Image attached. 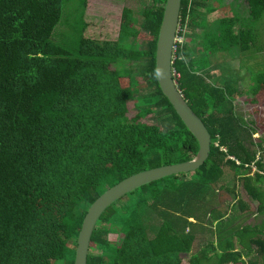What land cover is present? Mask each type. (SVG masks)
<instances>
[{"label":"trees","instance_id":"trees-1","mask_svg":"<svg viewBox=\"0 0 264 264\" xmlns=\"http://www.w3.org/2000/svg\"><path fill=\"white\" fill-rule=\"evenodd\" d=\"M239 1L248 6L246 21L224 11ZM166 2L151 0L138 25L124 8L111 31L86 22V14L69 50L53 41L63 0H0V264H74L83 218L105 190L199 151L157 81ZM209 9L202 0H182L184 43L176 44L173 65L178 90L210 135L209 155L197 171L144 185L110 205L96 222L86 264H248L245 254L253 253L264 262V142H255V129L236 114L238 97L256 102L264 92V59L248 88H241V70L211 71L237 50L264 53L255 31V22L264 26V0H230L212 24ZM121 59L142 66L127 75L111 70ZM238 72L241 81H230ZM135 93L141 103L129 117ZM239 186L259 202L260 221L245 220L226 238ZM210 191L219 193L218 211L208 206ZM112 232L116 241L107 238Z\"/></svg>","mask_w":264,"mask_h":264},{"label":"rangeland","instance_id":"rangeland-1","mask_svg":"<svg viewBox=\"0 0 264 264\" xmlns=\"http://www.w3.org/2000/svg\"><path fill=\"white\" fill-rule=\"evenodd\" d=\"M84 0H63L62 5V18L59 22V25L57 26V29L55 30V35L53 37V41L55 43H58L60 45H63L67 49H73L78 42L79 37V30L81 28V20L85 21L84 16L86 15V22L90 23L91 25L106 29V30H117L118 29V22H120V14L123 12L124 8L131 9L134 13V18L136 20L137 25L141 24L142 22V13L143 10L150 6L151 0H86V7L91 10V13H87V9H84L82 6ZM205 7L213 8L209 9L205 14L208 20H211L212 16H218L213 14L214 12H220L218 9H215V7H220L225 5L226 3L230 2V0H202ZM92 6V7H90ZM232 8L234 9V5L227 6L224 11L231 12ZM238 16L242 20H246L249 18V9L247 4H245L243 1L238 4ZM223 14L225 12L221 11ZM236 13V12H235ZM237 14V13H236ZM212 22V21H211ZM248 23H250L248 21ZM251 25L254 26V22L251 23ZM255 31L257 35L260 37L261 40L264 38V26H263V20H259L255 22ZM198 30V31H197ZM200 28H195V33L202 32L200 31ZM187 33H190L191 30L187 29ZM198 34V33H197ZM132 42V39H129L128 41L122 42L121 46L124 48L130 47ZM264 53L256 54L254 57H249V55H253L252 53L248 52V54H242L240 51L237 50L233 54V57H230L228 60H224V57L227 56H221V61H224L222 63L218 62L215 63L212 66V75L215 77H218L219 75H225L236 71L243 72L244 77L246 78V81L241 84V88H248L249 80L248 76H252L254 74H257L262 71L263 69V62L264 59ZM230 55V54H228ZM215 62V61H214ZM259 63V64H258ZM240 65L242 68H240ZM139 66H142V64H139L135 61L129 62L127 60H118L110 65L111 70H114L122 75H127V71L130 69L135 70L138 69ZM235 73V72H234ZM239 72L236 75H233L229 78L230 81H241L238 80ZM149 80L146 79V82ZM251 81V80H250ZM139 82L142 89V95L144 93H148L147 88H145L144 81L139 79ZM139 93L134 94L133 100L129 103V117H133L135 113H137V108L139 107V103H141L140 95ZM256 102H249V98L247 96L238 97L237 98V107H236V114L243 118L250 126H252L256 133H254V141L259 142V140L262 139L264 142V92L257 97ZM251 128V127H250ZM248 143V142H247ZM264 145V143H263ZM192 174L188 175L187 178H191ZM185 178L180 175L178 177V181H182ZM169 181V179H165L161 181L159 184H163L165 182ZM236 198L234 199L236 203L234 204V207L229 208V214H228V230L225 232V237L229 238L233 232V229L237 228L242 222L245 220L248 221L249 219L254 220L253 213L256 209L255 206H249L250 210L246 212H242L240 206L237 203V197L239 198V195H241L242 198H247V200L251 201L250 197L244 192L243 187L239 186L237 190ZM208 195L210 196L208 200V206H211L213 209L217 210V207L220 206L219 202V193L210 191L208 192ZM146 196L148 197V193H146ZM224 197L228 198L229 200L233 199L232 194L224 193ZM126 200L123 199L121 201H118V205H121L122 202ZM230 202V201H228ZM229 203L224 204V208L228 210ZM114 206H117L115 204ZM218 211V210H217ZM152 222V221H151ZM153 223V222H152ZM155 224V223H153ZM154 235V231H149V236L152 237ZM107 238L110 241H116V234L115 232H112L107 235ZM201 238V237H200ZM203 238V237H202ZM207 239H210L208 237H205ZM211 240V239H210ZM198 241L194 244V251H196L198 247ZM246 253V251H245ZM187 257V256H184ZM245 259L247 260L248 264H264L263 260L260 257H256L255 253L251 255L245 254ZM256 260V262H254Z\"/></svg>","mask_w":264,"mask_h":264},{"label":"water","instance_id":"water-1","mask_svg":"<svg viewBox=\"0 0 264 264\" xmlns=\"http://www.w3.org/2000/svg\"><path fill=\"white\" fill-rule=\"evenodd\" d=\"M182 0H167L156 48V76L158 85L176 113L199 143V151L190 160L142 171L105 190L87 209L79 230L74 264H86L92 232L104 211L114 202L138 188L164 178L197 171L210 152V135L201 119L193 112L174 80L176 37L180 29ZM159 73V75H157Z\"/></svg>","mask_w":264,"mask_h":264},{"label":"crops","instance_id":"crops-1","mask_svg":"<svg viewBox=\"0 0 264 264\" xmlns=\"http://www.w3.org/2000/svg\"><path fill=\"white\" fill-rule=\"evenodd\" d=\"M240 2H242V1H239V3ZM239 3H236V4H232V5H234V11L237 13V15H238V10H237V8H238V4ZM246 4V3H245ZM224 6V5H223ZM223 6H220V7H215V9H217V8H221V7H223ZM207 7V6H206ZM218 9V10H219ZM213 14H215V15H219V12H214ZM207 18V17H206ZM215 19H217V16H212V18H211V20H208L207 19V21H208V24H212L210 21H212L213 22V20H215ZM246 20H248V19H246ZM246 20H244V21H246ZM198 28H200V27H198ZM197 29V28H196ZM201 30L200 31H202V28H200ZM198 31V30H197ZM198 34H201L200 32H197ZM230 58V57H229ZM228 58V59H229ZM228 59H224V60H228ZM222 62H224V61H221V63ZM259 64V63H258ZM244 190V189H243ZM244 192L246 193V191L244 190ZM247 194V193H246ZM248 195V194H247ZM249 196V195H248ZM250 197V196H249ZM250 199H251V201H249V200H247V198H242L241 197V195H239V198L237 197V203H238V205L239 206H255L256 207V209L254 210V220L252 221V222H254V223H256V224H258L259 223V221H260V219L259 218H257V208H258V206H259V202L257 201V200H255V199H252L251 197H250ZM242 202V203H241ZM251 222V220H249V222L248 223H250Z\"/></svg>","mask_w":264,"mask_h":264},{"label":"built area","instance_id":"built-area-1","mask_svg":"<svg viewBox=\"0 0 264 264\" xmlns=\"http://www.w3.org/2000/svg\"><path fill=\"white\" fill-rule=\"evenodd\" d=\"M179 31H180V29H179ZM183 44L184 43V38L183 37H180L179 35H177V37H176V44Z\"/></svg>","mask_w":264,"mask_h":264},{"label":"clouds","instance_id":"clouds-1","mask_svg":"<svg viewBox=\"0 0 264 264\" xmlns=\"http://www.w3.org/2000/svg\"><path fill=\"white\" fill-rule=\"evenodd\" d=\"M157 75H159V73H157Z\"/></svg>","mask_w":264,"mask_h":264}]
</instances>
